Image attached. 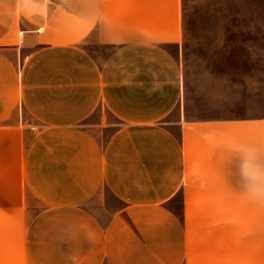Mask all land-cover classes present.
<instances>
[{"label": "crops", "instance_id": "0c3cea01", "mask_svg": "<svg viewBox=\"0 0 264 264\" xmlns=\"http://www.w3.org/2000/svg\"><path fill=\"white\" fill-rule=\"evenodd\" d=\"M184 33L182 0H0V264H264V115L199 110Z\"/></svg>", "mask_w": 264, "mask_h": 264}, {"label": "rangeland", "instance_id": "374dc122", "mask_svg": "<svg viewBox=\"0 0 264 264\" xmlns=\"http://www.w3.org/2000/svg\"><path fill=\"white\" fill-rule=\"evenodd\" d=\"M182 7L180 57L199 110L229 93L231 105L244 100L264 115V0H182Z\"/></svg>", "mask_w": 264, "mask_h": 264}]
</instances>
